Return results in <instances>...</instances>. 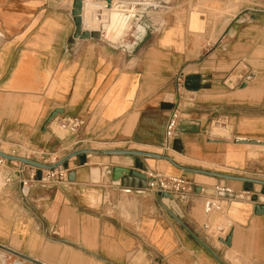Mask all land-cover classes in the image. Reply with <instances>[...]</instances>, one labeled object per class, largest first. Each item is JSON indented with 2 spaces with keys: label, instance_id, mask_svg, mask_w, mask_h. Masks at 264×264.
<instances>
[{
  "label": "crops",
  "instance_id": "1",
  "mask_svg": "<svg viewBox=\"0 0 264 264\" xmlns=\"http://www.w3.org/2000/svg\"><path fill=\"white\" fill-rule=\"evenodd\" d=\"M74 1L0 0V151L41 162L83 148L138 150L264 180L250 174L264 131L239 112L264 106V0H81L88 36L75 35ZM180 69L193 98L164 149ZM214 116L229 126L210 135ZM20 163L1 171L0 264H264L254 202L206 201L216 184L253 194L264 185L147 155L84 153L60 165L72 180L22 186ZM149 173L183 176L193 190L184 198L145 190Z\"/></svg>",
  "mask_w": 264,
  "mask_h": 264
},
{
  "label": "built area",
  "instance_id": "2",
  "mask_svg": "<svg viewBox=\"0 0 264 264\" xmlns=\"http://www.w3.org/2000/svg\"><path fill=\"white\" fill-rule=\"evenodd\" d=\"M184 73L182 69L177 71L174 75V81L176 86L177 100L170 107L169 114L166 119L164 127V137L162 141V147L164 149H170L173 139L176 137L179 127V122L182 118V104L181 98L184 91ZM26 158V157H25ZM54 160L55 157H53ZM8 159L0 156V170L8 167ZM56 162V161H55ZM52 162V163H55ZM36 167L31 165L20 163L17 165L14 172L17 174L18 182L22 186H30L33 181H37L43 184H61L67 181V171L66 169L58 166L53 169H40L41 175L39 178L35 177V172L33 171ZM147 182L144 187L145 190L158 192V193H169L173 196H178L184 198L186 195L192 192L193 184L183 176L174 175H164L160 173H149L147 176ZM12 180L10 174L4 176V181L9 182ZM246 194V195H245ZM212 200H208V205H212L211 201L213 198L235 200L241 199L242 197H248L254 203L264 204V194L256 193L253 194L249 191H234L231 187L221 184H216L212 189ZM210 198V197H209Z\"/></svg>",
  "mask_w": 264,
  "mask_h": 264
},
{
  "label": "water",
  "instance_id": "3",
  "mask_svg": "<svg viewBox=\"0 0 264 264\" xmlns=\"http://www.w3.org/2000/svg\"><path fill=\"white\" fill-rule=\"evenodd\" d=\"M80 13H81V0H76L73 3V10H72V14L74 16V23H75V35L76 36H88V33H81L80 28H81V17H80ZM57 112H59V110H54L52 111L48 117L45 120V124H47L48 122H50L52 120V118L57 114ZM234 142L237 143H250V144H260L261 141L256 140V139H251V138H236L234 139ZM84 153H98V154H130V155H147V156H152V157H157V158H162V159H166L168 160L173 166H175L176 168H179L183 171H187V172H192V173H201V174H205V175H210V176H214V177H219L222 179H229V180H237V181H241V182H253V183H258L260 185H264V180L261 179H255V178H250V177H244V176H237V175H230V174H226V173H221V172H217V171H208V170H203V169H198V168H192V167H187L181 164H178L177 162H175L173 159H171L169 156L165 155V154H158V153H151V152H146V151H138V150H128V149H90V148H83V149H77L74 150L70 153H68L67 155H65L64 157L58 159L55 163H51V164H46V163H42L39 161H34L25 157H20V156H14V155H9L6 154L2 151H0V156L9 159V160H15V161H19L21 163H25L28 165H31L33 167H37L40 169H53L56 168L58 166H60L63 162H65L67 159H69L72 156H76L79 154H84ZM128 173H133L131 171H128ZM145 178V182L144 184L141 185V187H145L146 182L148 177H146V175H144ZM72 172H68L67 173V180H72ZM163 196L165 197H172L171 194L169 193H162ZM253 213L254 214H264V204L263 203H254L253 205ZM229 238L230 235L228 234L224 239H221V241L225 244H229ZM10 252L19 255L21 257H24L23 255H20L12 250H9ZM25 259H27L30 262H33L35 264H39L36 260L28 258V257H24Z\"/></svg>",
  "mask_w": 264,
  "mask_h": 264
},
{
  "label": "rangeland",
  "instance_id": "4",
  "mask_svg": "<svg viewBox=\"0 0 264 264\" xmlns=\"http://www.w3.org/2000/svg\"><path fill=\"white\" fill-rule=\"evenodd\" d=\"M148 0L145 1V3H147ZM143 7V6H142ZM163 13V12H162ZM243 67L242 64L239 65V69ZM241 76V74L236 75L237 78H239ZM235 77V76H234ZM258 94H256L255 92V98H260L261 93L260 91L257 92ZM264 96V94H263ZM190 98H193V95L188 94L185 90L182 93V98H181V104L182 107H184V105H186L185 103H187V101L190 100ZM239 112L241 114H248V116L254 115V118H258L259 120L254 122V129L256 131H264V122L261 121V116L262 114H264V106H245V107H239ZM263 112V113H262ZM218 126V128H224L225 130L227 129V127L229 126V123L225 120H222L220 118H218L217 116L212 117L209 122L207 123V131L209 132L210 135H215L212 133L211 128L213 126ZM54 129L56 132L59 133H64L65 129L62 128V126L59 123H55L54 124ZM259 149L262 151L260 153H254L253 157H254V161H253V165L252 168L250 170V174L251 175H257L259 177H263L264 178V147H259ZM26 154V153H24ZM48 158H46L47 160L45 161H41L42 163H46V164H51L52 162L57 161L58 159L55 156L52 155H47ZM53 157H55L56 160L53 159ZM2 177H1V170H0V185L2 184ZM260 193V192H259ZM260 194H264V193H260ZM246 195V194H245ZM210 197V198H209ZM245 197V196H244ZM210 201L212 200V196L210 194V196L207 197L206 201ZM224 199H219V198H213V201H211V203L215 206L218 201H221ZM223 205V209L225 207V203L221 202Z\"/></svg>",
  "mask_w": 264,
  "mask_h": 264
},
{
  "label": "bare ground",
  "instance_id": "5",
  "mask_svg": "<svg viewBox=\"0 0 264 264\" xmlns=\"http://www.w3.org/2000/svg\"><path fill=\"white\" fill-rule=\"evenodd\" d=\"M116 14H118V13L112 14L111 17L114 16V15H116ZM14 264H15V263H14ZM16 264H18V263H16Z\"/></svg>",
  "mask_w": 264,
  "mask_h": 264
}]
</instances>
